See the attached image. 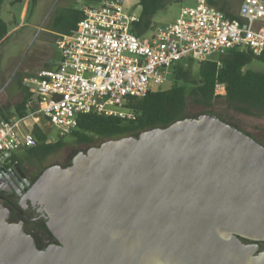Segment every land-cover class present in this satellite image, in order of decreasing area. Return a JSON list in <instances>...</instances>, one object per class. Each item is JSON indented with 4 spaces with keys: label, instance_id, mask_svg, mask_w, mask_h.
Segmentation results:
<instances>
[{
    "label": "water",
    "instance_id": "obj_1",
    "mask_svg": "<svg viewBox=\"0 0 264 264\" xmlns=\"http://www.w3.org/2000/svg\"><path fill=\"white\" fill-rule=\"evenodd\" d=\"M17 187L60 243L40 247L0 200V264H264V144L214 113L90 145Z\"/></svg>",
    "mask_w": 264,
    "mask_h": 264
},
{
    "label": "built area",
    "instance_id": "obj_2",
    "mask_svg": "<svg viewBox=\"0 0 264 264\" xmlns=\"http://www.w3.org/2000/svg\"><path fill=\"white\" fill-rule=\"evenodd\" d=\"M84 17L68 34H59L58 64L27 79L40 113L58 137L72 133L80 113L135 119L131 97L162 89L179 60L197 62L232 48L264 54V0H242L238 18H230L208 0L183 6L180 16L137 35L132 25L141 13L140 0H89ZM225 94V83L216 85ZM34 116V113L28 117ZM26 116L0 118V157L36 145L32 132L22 133Z\"/></svg>",
    "mask_w": 264,
    "mask_h": 264
},
{
    "label": "trees",
    "instance_id": "obj_3",
    "mask_svg": "<svg viewBox=\"0 0 264 264\" xmlns=\"http://www.w3.org/2000/svg\"><path fill=\"white\" fill-rule=\"evenodd\" d=\"M24 0H12V3ZM89 1V0H85ZM168 0H140L141 13L138 21L132 25L137 35L149 32L154 26V16L166 6ZM234 19L238 14L227 2L208 0ZM5 0H0V43L9 32V23L2 16ZM35 0H30V6ZM29 6V7H30ZM28 7V8H29ZM84 17L82 9L76 5L62 7L55 19V30L59 33H71ZM59 36V35H58ZM224 56H214L198 62L197 73L193 66H184L182 61L197 62L192 59L179 60L172 67L173 84L169 88L151 90L143 97H131L127 105L136 113L135 119H123L119 116L100 113H80L77 116V127L71 133L78 143L88 146L97 144L96 138L102 141L126 135H138L140 132L156 126H168L174 121L187 116H198L202 113H214V107L220 97H224L228 106L235 111L256 117H264V71L246 68L254 60L264 62V54L256 55L251 50L232 48L224 52ZM225 83L226 93L217 94L216 85ZM28 95L16 105L15 113L26 116ZM189 103L202 108L199 113L189 112ZM219 116L218 114H216ZM3 116L8 118L7 113ZM221 117V116H219ZM222 118V117H221ZM33 135L37 138L36 145L26 148L25 153L45 158L64 147V137L50 140L45 129L35 124ZM19 154L15 152L14 158Z\"/></svg>",
    "mask_w": 264,
    "mask_h": 264
},
{
    "label": "rangeland",
    "instance_id": "obj_4",
    "mask_svg": "<svg viewBox=\"0 0 264 264\" xmlns=\"http://www.w3.org/2000/svg\"><path fill=\"white\" fill-rule=\"evenodd\" d=\"M84 0H35V4L30 6V0L12 3V0H5L2 8V16L8 21L10 32L8 37L0 43V92H15L18 90V82L28 74L32 66L37 68H48L58 64L60 59V51L56 45L58 33L49 31L52 23L55 22L57 15L62 7L67 5H76L77 7ZM227 2L232 10L238 13L242 0H218ZM197 0H168L166 6L159 10L154 16V22L157 25H164L175 21L180 16L183 6H194ZM30 6V7H29ZM29 7V8H28ZM224 52H218L215 58L224 56ZM48 60V65H46ZM53 61V62H52ZM184 66H193V72L198 71V62L182 61ZM35 67V68H36ZM36 68V69H37ZM246 68L264 71V62L254 60L247 65ZM170 78L162 89L169 88L173 84ZM6 104L8 109H14L16 102L14 95L9 98H0ZM10 104V105H9ZM214 114H218L223 119L235 124L239 128L247 131L264 144V117H256L246 115L235 111L228 106L224 97H220L214 107ZM202 108L189 103L190 113H199ZM33 122L32 117H27L20 124L22 133L30 132V123ZM42 127L50 135V140L59 139L58 132L55 127L48 123H42ZM64 148L57 154H52L39 163L44 168L54 163H63L70 153L79 151L81 145L75 138L69 134L64 136ZM98 144L102 142L101 138H96ZM21 157L25 154V149L16 150ZM76 153V152H75ZM64 164V163H63Z\"/></svg>",
    "mask_w": 264,
    "mask_h": 264
},
{
    "label": "flooded vegetation",
    "instance_id": "obj_5",
    "mask_svg": "<svg viewBox=\"0 0 264 264\" xmlns=\"http://www.w3.org/2000/svg\"><path fill=\"white\" fill-rule=\"evenodd\" d=\"M81 149H86L87 144L78 143ZM64 148V147H63ZM52 153L57 154L63 150ZM81 150L80 148H77ZM78 152L74 151L67 155L64 164L71 162L73 156ZM47 155L45 158L49 157ZM15 153H10L5 159L0 157V200L11 207L10 221L18 222L23 220L25 228L32 233L38 245L45 248L51 244L60 243L48 225L47 212L39 205H33L31 201L21 204V195L18 193L17 185H25L27 188L33 184L46 167L39 166L45 158L24 154L14 158ZM50 166V165H49ZM19 184H17V183Z\"/></svg>",
    "mask_w": 264,
    "mask_h": 264
},
{
    "label": "crops",
    "instance_id": "obj_6",
    "mask_svg": "<svg viewBox=\"0 0 264 264\" xmlns=\"http://www.w3.org/2000/svg\"><path fill=\"white\" fill-rule=\"evenodd\" d=\"M54 24H55V22L52 23V26H51L52 28H50L49 31H54V32L58 33L55 30ZM10 31L11 30L9 28V32ZM9 32H8V34H9ZM8 34L6 35L5 39L8 37ZM59 34H64V33H59ZM47 61L48 60H46V65H48ZM37 65H35V66L33 65L32 69L30 70V72L28 74L24 75L23 79L18 82L19 86H18V90L17 91H15V92H6V90L2 89V91L0 92V98H5V97L9 98L11 95H14L15 100H16V102H15V104L13 106L14 109L10 110V109H8V107H6L7 105L4 104L1 101V99H0V118H5L3 116L4 113H7L8 118L18 117L19 115L15 113L16 105H17V103L21 102L23 100V98H25L28 95V93H29V95H30L29 96V100H28V102L26 104V112H27L26 117H28V115H30L31 113H34V116H32L33 122L29 124L30 128H31L30 132H32V129H33L35 124H38L40 127H42V123L43 124L44 123H48L46 121V119L40 113L37 112L38 109H39V101H38L37 96L31 91L30 85L27 82L28 78H30L31 76L36 74L39 70L43 69V68H37L36 67ZM54 66L55 65H53L51 67H48V68H52ZM8 118H6V119H8Z\"/></svg>",
    "mask_w": 264,
    "mask_h": 264
}]
</instances>
